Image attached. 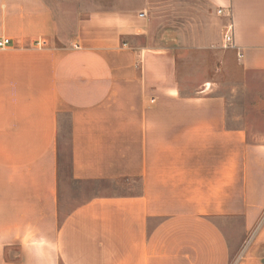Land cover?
Segmentation results:
<instances>
[{
    "label": "crops",
    "instance_id": "obj_1",
    "mask_svg": "<svg viewBox=\"0 0 264 264\" xmlns=\"http://www.w3.org/2000/svg\"><path fill=\"white\" fill-rule=\"evenodd\" d=\"M144 1L0 0V264H264V132L219 83L264 86V0L159 42Z\"/></svg>",
    "mask_w": 264,
    "mask_h": 264
},
{
    "label": "rangeland",
    "instance_id": "obj_2",
    "mask_svg": "<svg viewBox=\"0 0 264 264\" xmlns=\"http://www.w3.org/2000/svg\"><path fill=\"white\" fill-rule=\"evenodd\" d=\"M120 1L129 2L131 0ZM144 5L149 8L151 16H154L158 22L156 23V35H154L155 41L158 42L163 39L161 37V27L163 30L167 29L165 32L170 33L169 29L177 30L179 27H183L184 24H189L190 27H188V29L193 30L194 27L201 28L206 23V15H203V12L207 10V2L205 0H146L144 1ZM178 24L182 26H178ZM221 46H224L222 42ZM224 72H228L226 66L219 77L221 91L226 94L228 103H232V105L237 108V114L240 120H246L250 130L255 135L259 136L261 132H264V86L259 88L246 86V84L238 82L237 78L236 82L235 80H231L233 76L229 78L227 73L226 76L223 74ZM236 76L238 75L236 74ZM64 157V175L68 179L67 151ZM74 183L76 189L87 193L89 191L95 192L96 190H105L114 186L113 183L108 181L81 184L74 181Z\"/></svg>",
    "mask_w": 264,
    "mask_h": 264
},
{
    "label": "built area",
    "instance_id": "obj_3",
    "mask_svg": "<svg viewBox=\"0 0 264 264\" xmlns=\"http://www.w3.org/2000/svg\"><path fill=\"white\" fill-rule=\"evenodd\" d=\"M216 12L218 14L225 13V15L228 16L227 20L224 22L222 26V39H223V45L224 46H230V47H235V42H234V32H233V21L232 17L230 15L229 10H225L223 7H219L216 9ZM4 42L8 43L9 40L7 38L4 39ZM241 53H239L240 56Z\"/></svg>",
    "mask_w": 264,
    "mask_h": 264
}]
</instances>
